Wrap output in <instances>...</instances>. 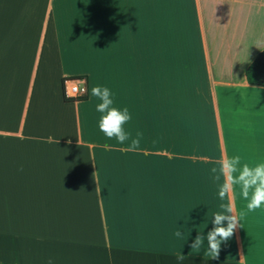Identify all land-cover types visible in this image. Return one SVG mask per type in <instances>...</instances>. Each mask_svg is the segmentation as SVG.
I'll list each match as a JSON object with an SVG mask.
<instances>
[{
    "label": "crops",
    "instance_id": "0c3cea01",
    "mask_svg": "<svg viewBox=\"0 0 264 264\" xmlns=\"http://www.w3.org/2000/svg\"><path fill=\"white\" fill-rule=\"evenodd\" d=\"M262 50L264 0H0V264H264V208L218 197L225 159L264 162ZM94 85L129 110L123 145ZM221 204L244 215L214 258L190 245Z\"/></svg>",
    "mask_w": 264,
    "mask_h": 264
},
{
    "label": "clouds",
    "instance_id": "9594fccd",
    "mask_svg": "<svg viewBox=\"0 0 264 264\" xmlns=\"http://www.w3.org/2000/svg\"><path fill=\"white\" fill-rule=\"evenodd\" d=\"M114 93L107 86L94 85L91 88V96L98 98L100 101L95 108L100 113L97 127L108 138H115L120 144H124L129 140V133L125 130L124 125L131 119L127 107L119 108L113 106ZM140 133H137L139 137ZM57 143V142H56ZM139 145V139H132L128 145V150H135ZM213 171H216L213 169ZM220 173L225 176V182L219 186L218 197L223 200L226 193L233 188L239 187V196L246 201L248 211L264 208V162L256 163L249 166L247 163H240L239 156H231L223 161L220 166ZM219 179V176L216 177ZM237 193L233 191V199ZM221 211L213 213L210 223L212 227L206 233H200L191 241V247L201 248L206 245L210 255L214 258L220 249L222 243L233 235L234 229L237 227L244 215L241 211L232 214L230 206L221 204ZM177 236L181 233L177 232ZM184 260V256L177 257L178 264ZM47 264H54V260L49 258Z\"/></svg>",
    "mask_w": 264,
    "mask_h": 264
},
{
    "label": "trees",
    "instance_id": "16d2710c",
    "mask_svg": "<svg viewBox=\"0 0 264 264\" xmlns=\"http://www.w3.org/2000/svg\"><path fill=\"white\" fill-rule=\"evenodd\" d=\"M245 80L249 85L264 87V50L256 54L245 70Z\"/></svg>",
    "mask_w": 264,
    "mask_h": 264
},
{
    "label": "built area",
    "instance_id": "2783aa9c",
    "mask_svg": "<svg viewBox=\"0 0 264 264\" xmlns=\"http://www.w3.org/2000/svg\"><path fill=\"white\" fill-rule=\"evenodd\" d=\"M63 94L68 99H79L87 95V85L84 79H65Z\"/></svg>",
    "mask_w": 264,
    "mask_h": 264
},
{
    "label": "rangeland",
    "instance_id": "374dc122",
    "mask_svg": "<svg viewBox=\"0 0 264 264\" xmlns=\"http://www.w3.org/2000/svg\"><path fill=\"white\" fill-rule=\"evenodd\" d=\"M193 150H197V151H208V152H217L219 149H218V145L216 144L215 136H210L209 137V142H207V143H202V144H196V145H194Z\"/></svg>",
    "mask_w": 264,
    "mask_h": 264
}]
</instances>
